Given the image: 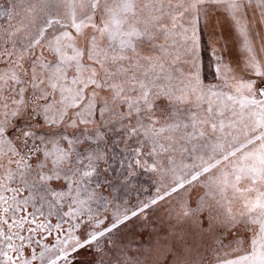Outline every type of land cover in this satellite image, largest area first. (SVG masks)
<instances>
[{"label":"snow or ice","instance_id":"obj_1","mask_svg":"<svg viewBox=\"0 0 264 264\" xmlns=\"http://www.w3.org/2000/svg\"><path fill=\"white\" fill-rule=\"evenodd\" d=\"M82 251L264 264V0H0V264Z\"/></svg>","mask_w":264,"mask_h":264},{"label":"rangeland","instance_id":"obj_2","mask_svg":"<svg viewBox=\"0 0 264 264\" xmlns=\"http://www.w3.org/2000/svg\"><path fill=\"white\" fill-rule=\"evenodd\" d=\"M206 37H203V43L206 46ZM208 51L204 52L203 54V61L205 64L206 61V69H205V75L208 78L209 73H210V59L208 57ZM210 82V81H209ZM163 213V209L160 210V212L157 213V215H161ZM150 232V227H139L137 226L136 230H135V235L137 237V239L139 240H146L148 238V234ZM78 264H93V256L91 254V252H87V251H82L79 256H78Z\"/></svg>","mask_w":264,"mask_h":264},{"label":"crops","instance_id":"obj_3","mask_svg":"<svg viewBox=\"0 0 264 264\" xmlns=\"http://www.w3.org/2000/svg\"><path fill=\"white\" fill-rule=\"evenodd\" d=\"M206 38V46L208 44V37L205 36ZM229 48L231 49V52H230V55H232L233 57H235L238 53L236 51V45L234 43H229ZM208 57L210 59V73H209V76L207 78L208 81H212L214 79V76L212 75V67H211V58H210V54L208 53ZM205 66H206V61H205ZM207 67V66H206ZM205 67V69H206Z\"/></svg>","mask_w":264,"mask_h":264}]
</instances>
